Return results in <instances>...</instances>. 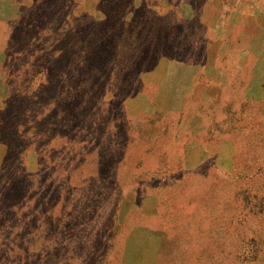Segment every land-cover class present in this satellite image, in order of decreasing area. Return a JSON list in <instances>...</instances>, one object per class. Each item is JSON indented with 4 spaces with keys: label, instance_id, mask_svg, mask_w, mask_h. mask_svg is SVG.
<instances>
[{
    "label": "rangeland",
    "instance_id": "obj_1",
    "mask_svg": "<svg viewBox=\"0 0 264 264\" xmlns=\"http://www.w3.org/2000/svg\"><path fill=\"white\" fill-rule=\"evenodd\" d=\"M257 188L264 0H0V264H241Z\"/></svg>",
    "mask_w": 264,
    "mask_h": 264
},
{
    "label": "trees",
    "instance_id": "obj_2",
    "mask_svg": "<svg viewBox=\"0 0 264 264\" xmlns=\"http://www.w3.org/2000/svg\"><path fill=\"white\" fill-rule=\"evenodd\" d=\"M257 193H255L252 198L251 201L254 202L251 206L254 209H250V211H254V213L258 212V213H263L264 212V188H257L256 189ZM238 201L240 200L239 198H237ZM251 203V202H250ZM252 239H249V244L248 245H241L242 248H240V250H243L244 246H248V247H252V252L251 254L248 253V257L251 259L244 260L243 258V254H240V256L242 257L243 262L241 264H253L255 263L257 260H261L263 255H264V239L260 241L259 244H255L252 246ZM254 244V241H253Z\"/></svg>",
    "mask_w": 264,
    "mask_h": 264
}]
</instances>
